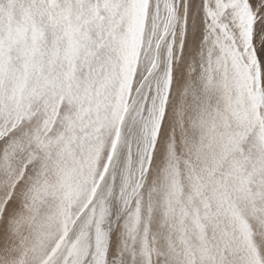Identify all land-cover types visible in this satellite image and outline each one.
I'll return each instance as SVG.
<instances>
[{"label":"snow or ice","instance_id":"6c2138e0","mask_svg":"<svg viewBox=\"0 0 264 264\" xmlns=\"http://www.w3.org/2000/svg\"><path fill=\"white\" fill-rule=\"evenodd\" d=\"M0 264H264V0H0Z\"/></svg>","mask_w":264,"mask_h":264}]
</instances>
